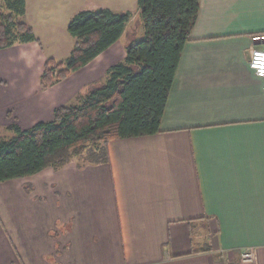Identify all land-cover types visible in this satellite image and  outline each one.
<instances>
[{"label":"crops","instance_id":"0c3cea01","mask_svg":"<svg viewBox=\"0 0 264 264\" xmlns=\"http://www.w3.org/2000/svg\"><path fill=\"white\" fill-rule=\"evenodd\" d=\"M72 2L25 0L39 41L0 48L3 126L52 119L143 34L138 0ZM97 7L131 12L118 40L42 89L46 57L73 46L69 19ZM261 36L264 0H200L159 132L109 140L108 162L0 182V264H264L263 79L248 65Z\"/></svg>","mask_w":264,"mask_h":264},{"label":"trees","instance_id":"16d2710c","mask_svg":"<svg viewBox=\"0 0 264 264\" xmlns=\"http://www.w3.org/2000/svg\"><path fill=\"white\" fill-rule=\"evenodd\" d=\"M144 31L126 46L105 78L76 102L54 108L53 118L28 128L17 123L0 140V182L58 168L80 156L84 163L108 162L106 144L115 138L154 134L181 58L200 9V0H138ZM25 0H0V48L16 42L39 41L27 23ZM130 11L86 8L67 23L74 39L65 59L46 57L39 83L45 89L84 66L122 34ZM82 163V164H84Z\"/></svg>","mask_w":264,"mask_h":264},{"label":"built area","instance_id":"2783aa9c","mask_svg":"<svg viewBox=\"0 0 264 264\" xmlns=\"http://www.w3.org/2000/svg\"><path fill=\"white\" fill-rule=\"evenodd\" d=\"M248 65L253 70L255 75L263 79L261 89L264 92V47H256L251 50ZM242 258L244 261L253 260L252 249L248 248L243 251Z\"/></svg>","mask_w":264,"mask_h":264},{"label":"rangeland","instance_id":"374dc122","mask_svg":"<svg viewBox=\"0 0 264 264\" xmlns=\"http://www.w3.org/2000/svg\"><path fill=\"white\" fill-rule=\"evenodd\" d=\"M82 1H84V0H81V2ZM78 2H80V0H73V2L70 4V6H75ZM139 18L141 19V16L139 15ZM134 23L135 24H137L136 23V21H134ZM138 25V24H137ZM135 28V29H134ZM133 29H134V32H133V36H134V34H137L136 36H134V37H136L135 39H138L139 37H140V34H138V29H137V27H133ZM122 42H124V43H126V38H123V40H122ZM31 76V72L30 73H28V77H30ZM18 104H16V110H17V108H18ZM9 110H10V112L11 111H13V107L12 108H9ZM6 114V113H5ZM9 111H7V114H6V116H8L9 117ZM10 125V124H9ZM13 134H14V131H12L11 129H9L7 126H3L2 124H0V140L1 139H9L10 137H12L13 136Z\"/></svg>","mask_w":264,"mask_h":264},{"label":"water","instance_id":"95a60500","mask_svg":"<svg viewBox=\"0 0 264 264\" xmlns=\"http://www.w3.org/2000/svg\"><path fill=\"white\" fill-rule=\"evenodd\" d=\"M258 41H264V36H261Z\"/></svg>","mask_w":264,"mask_h":264}]
</instances>
